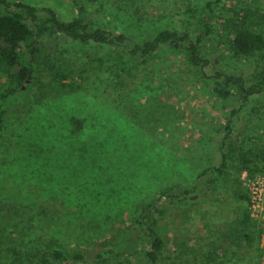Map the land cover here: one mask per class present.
I'll list each match as a JSON object with an SVG mask.
<instances>
[{
  "label": "rangeland",
  "instance_id": "obj_1",
  "mask_svg": "<svg viewBox=\"0 0 264 264\" xmlns=\"http://www.w3.org/2000/svg\"><path fill=\"white\" fill-rule=\"evenodd\" d=\"M9 1L52 8L64 22L79 14L73 0ZM209 1L84 0V4L92 19L127 33L128 44L152 40L164 29L186 28L185 12L194 9L192 36L197 37L194 30L204 23L214 30L203 41V54L248 79L259 75L264 51L237 58L224 44L221 24L229 10L237 9V18L246 17L264 30V0H222L214 12ZM47 46L37 69L44 85H23L25 103L20 99L13 103L0 139L4 211L10 206L20 212L21 229L23 215L33 219L36 214L34 222L43 224V215L36 213L41 208H50L59 217L44 232L35 229L28 241L42 232L59 247L91 251L99 243L118 242L141 201L157 198L166 185L181 183L193 191L195 187L194 197L201 198L172 208L160 219L157 229L165 248L159 264H264L260 239L250 246L232 234L246 207L235 194L240 159L246 156L264 167V91L248 101L221 106L174 46H163L159 57L146 64L130 59L122 77L121 47L83 45L59 29ZM54 65L77 71L81 90H52L48 83ZM16 85L0 70V96ZM27 99L34 100L29 109ZM234 108L238 113L232 117ZM262 174L242 172L247 193V177ZM206 177L216 182L218 199L203 198ZM142 249L135 244L127 252L144 262ZM0 262L11 264L6 251Z\"/></svg>",
  "mask_w": 264,
  "mask_h": 264
},
{
  "label": "trees",
  "instance_id": "obj_2",
  "mask_svg": "<svg viewBox=\"0 0 264 264\" xmlns=\"http://www.w3.org/2000/svg\"><path fill=\"white\" fill-rule=\"evenodd\" d=\"M221 1H209L207 3L209 10L214 12L216 5ZM73 2L79 14L72 20L64 22L52 8L0 0V70L9 74L17 83L15 87L0 96V139L11 117L13 103L18 99L24 102L23 85L29 82L32 86L44 85L37 75L38 60L43 56L45 49H48V41L55 35L56 29L83 45L101 44L121 47L123 52L119 58L122 65L120 77L128 70L130 59L138 64H146L159 57L163 46H174L221 106L232 100L248 101L251 96L264 91V69L259 75L254 74L252 79H248L245 75L237 73V69L226 70L221 67L220 61L203 54V41L214 34V30L209 24L204 23L202 29L194 30L197 32V37L192 36L197 19L194 9L185 12L188 17L186 28L175 26L174 29H164L152 40L128 44L127 33L121 30L115 32L112 28L92 19L84 0H73ZM227 13V17L222 19L224 23L221 24L227 50L242 59L264 51V30L255 28L252 23L247 22L246 17L237 18L239 13L237 9L229 10ZM113 58L117 59L116 56ZM78 74L77 71L68 70L63 65H54L48 85L52 90L63 93L79 91L82 86L76 80ZM29 102L26 104L27 109L33 105L34 100L31 99ZM237 113L238 109L234 108L231 116ZM232 117L228 119L226 126L228 129L231 128ZM223 158L222 166L225 167L227 166L225 154ZM240 161L235 194L246 204V207L240 211L241 217L233 225L232 234L238 240H243L252 246L253 242L259 241L261 229L259 223L250 215L249 193L246 192L240 176L245 170L252 176L258 172L264 173V167H260L255 160L247 159L246 156H242ZM207 171L201 176L204 177ZM204 179L206 197L203 198L209 200L210 196H213L218 199L219 192L215 188L214 179L211 177ZM194 192L195 187L193 191L191 187L181 183L166 185L157 198L141 201L138 213L127 225L122 240L99 243L98 248L92 251L59 247L53 239H47L42 232L28 241L35 229L42 228L44 232L45 228L54 224L59 217L49 211L50 208H41L36 213L43 215L44 221L43 224L37 225L34 222L36 214L33 215V219H28L21 213L25 223L21 229L17 223L20 212L10 206L4 211L5 207H2L0 201V246L6 245V249L0 248V256L6 251L11 264H159L165 248L163 233L157 229L160 219L172 208L184 207L200 200L201 197L196 198L199 195L194 197ZM135 244L143 247L141 253L146 262L137 260L134 254L127 252Z\"/></svg>",
  "mask_w": 264,
  "mask_h": 264
},
{
  "label": "built area",
  "instance_id": "obj_3",
  "mask_svg": "<svg viewBox=\"0 0 264 264\" xmlns=\"http://www.w3.org/2000/svg\"><path fill=\"white\" fill-rule=\"evenodd\" d=\"M249 192V211L252 219L257 221L261 229L259 245L264 249V174L247 177Z\"/></svg>",
  "mask_w": 264,
  "mask_h": 264
}]
</instances>
